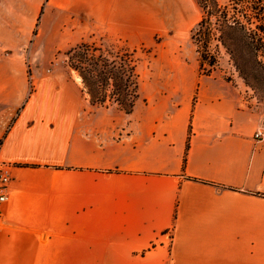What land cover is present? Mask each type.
<instances>
[{
	"label": "crops",
	"instance_id": "obj_1",
	"mask_svg": "<svg viewBox=\"0 0 264 264\" xmlns=\"http://www.w3.org/2000/svg\"><path fill=\"white\" fill-rule=\"evenodd\" d=\"M44 1L0 0V162L12 177L0 264H264V142L254 137L264 109L235 77L189 63L154 70L132 114L92 106L61 70L31 91L28 63L52 64L27 45ZM47 5L69 28L60 53L141 31L145 8L178 35L200 9L195 0Z\"/></svg>",
	"mask_w": 264,
	"mask_h": 264
},
{
	"label": "trees",
	"instance_id": "obj_2",
	"mask_svg": "<svg viewBox=\"0 0 264 264\" xmlns=\"http://www.w3.org/2000/svg\"><path fill=\"white\" fill-rule=\"evenodd\" d=\"M195 1L202 15L191 31V40L197 47L200 75L211 76L218 69L224 50L246 84L251 85L248 71L259 72L253 75L254 81L264 84V0ZM118 43L98 47L84 41L62 54L92 106L132 114L140 98V58L137 49L121 39ZM189 147L188 139L184 163Z\"/></svg>",
	"mask_w": 264,
	"mask_h": 264
},
{
	"label": "rangeland",
	"instance_id": "obj_3",
	"mask_svg": "<svg viewBox=\"0 0 264 264\" xmlns=\"http://www.w3.org/2000/svg\"><path fill=\"white\" fill-rule=\"evenodd\" d=\"M47 1L43 2L38 17L33 23V32L30 43L27 45L28 49L32 46L33 51H37L38 55L42 56L44 62H52V64L48 65V67L42 66L38 70L36 66H31L28 63L27 77L31 91L34 89L33 82L36 77L43 74H51L55 70H61L63 74H68L69 76L74 74L78 78L76 73L67 68L65 63L66 58L60 53L69 28L58 22L56 10L50 13ZM201 15V9L198 10L197 14L192 12L191 20L194 24L179 26V34L174 35L176 31L175 26L164 24L162 22L163 18L160 15L157 16L155 8L150 11L145 8L144 23L141 31H128L125 37L122 38L130 48L138 50V57L140 58L138 73L141 96L145 92L147 94L152 92V74L159 66L189 63L199 67V55L196 45L191 40V31L200 21ZM118 40L114 37L103 40L102 35H97L89 41L100 47L109 43L119 45ZM215 45L216 42H213L212 48ZM219 61V67L214 74L230 79L235 77L245 91V97L248 99L249 105L261 106L264 109V84L256 83L253 77V75H260V73L248 71L247 76L251 84L248 85L239 72L231 65L230 57L224 50L220 53Z\"/></svg>",
	"mask_w": 264,
	"mask_h": 264
},
{
	"label": "built area",
	"instance_id": "obj_4",
	"mask_svg": "<svg viewBox=\"0 0 264 264\" xmlns=\"http://www.w3.org/2000/svg\"><path fill=\"white\" fill-rule=\"evenodd\" d=\"M254 137L257 141L264 142V125L258 128ZM11 181L9 164L0 162V213L1 207L9 199Z\"/></svg>",
	"mask_w": 264,
	"mask_h": 264
}]
</instances>
